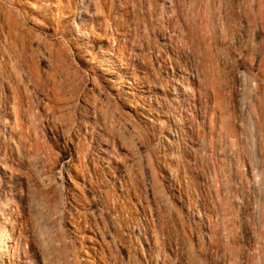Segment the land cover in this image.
Instances as JSON below:
<instances>
[{"label":"rangeland","instance_id":"1","mask_svg":"<svg viewBox=\"0 0 264 264\" xmlns=\"http://www.w3.org/2000/svg\"><path fill=\"white\" fill-rule=\"evenodd\" d=\"M263 10L0 0V264H264Z\"/></svg>","mask_w":264,"mask_h":264},{"label":"bare ground","instance_id":"2","mask_svg":"<svg viewBox=\"0 0 264 264\" xmlns=\"http://www.w3.org/2000/svg\"><path fill=\"white\" fill-rule=\"evenodd\" d=\"M259 17L264 20V10L262 12H260L259 14ZM262 22V21H261ZM263 50H264V47H263ZM114 63V62H113ZM116 67V66H115ZM104 72V71H103ZM106 73V72H105ZM108 74V73H107ZM107 78H110V79H113L115 78L114 76L112 75H108ZM106 79V78H105ZM116 81V80H115ZM114 85V84H113ZM121 85V84H120ZM120 85H115L112 87L113 90H116L118 91V88H120ZM112 90V91H113ZM122 92V91H121ZM74 93V91H73ZM72 93V94H73ZM76 94V93H75ZM74 94V95H75ZM119 94V93H118ZM121 94V93H120ZM67 96V95H66ZM62 97V96H61ZM71 97V95H70ZM73 97V96H72ZM69 98V97H68ZM76 98V97H74ZM61 101H63L61 99ZM70 102V101H69ZM74 104V103H73ZM77 104V103H76ZM72 105V103H71ZM65 106H68L65 104ZM73 107V106H72ZM67 109V108H66ZM70 109V108H69ZM68 109V110H69ZM74 109V108H73ZM64 110V109H63ZM61 111V110H60ZM68 112V111H67ZM74 112V111H73ZM65 115V114H64ZM69 117V116H68ZM67 119V117H66ZM71 119V118H70ZM76 118H74L75 120ZM68 120V119H67ZM68 122V121H67ZM71 126V125H70ZM69 127V126H67ZM73 127V126H72ZM0 207L2 210H8L9 208V204H8V201L6 200H2L1 201V204H0ZM18 221L17 219L11 215V214H7L5 216V219H4V223H3V226L0 228V257L2 259H7L11 254H12V244H11V235L13 233V229L15 228V226L17 225Z\"/></svg>","mask_w":264,"mask_h":264}]
</instances>
